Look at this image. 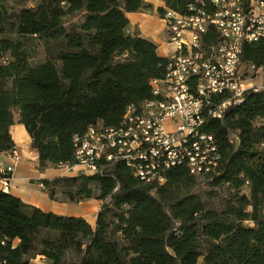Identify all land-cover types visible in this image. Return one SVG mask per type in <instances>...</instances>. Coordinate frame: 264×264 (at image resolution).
Returning a JSON list of instances; mask_svg holds the SVG:
<instances>
[{"label":"trees","instance_id":"16d2710c","mask_svg":"<svg viewBox=\"0 0 264 264\" xmlns=\"http://www.w3.org/2000/svg\"><path fill=\"white\" fill-rule=\"evenodd\" d=\"M163 1L187 12L189 0ZM153 9L146 0H0V153L16 149L11 128L21 123L42 172L73 165L76 135L118 127L128 107L156 98L151 83L165 78L170 60L130 30L127 16ZM242 60L263 63L264 43L246 45ZM203 130L221 151V166L205 178L179 166L164 184H146L117 161L103 172L38 181L53 201L100 199L95 226L0 190V261L264 264V91L249 90Z\"/></svg>","mask_w":264,"mask_h":264},{"label":"built area","instance_id":"2783aa9c","mask_svg":"<svg viewBox=\"0 0 264 264\" xmlns=\"http://www.w3.org/2000/svg\"><path fill=\"white\" fill-rule=\"evenodd\" d=\"M57 1L65 6L70 0ZM199 6H206V13H199ZM161 18L166 40L175 46L165 78L154 80L166 104L153 98L130 106L117 134L91 126L76 135V163L60 165L64 174L103 172L124 161L143 183L162 185L175 167L185 166L191 175L205 178L221 166L215 137L203 127L210 118L222 119L223 109L244 100L249 90L264 91V62L242 60L246 45L264 43V0H189L186 13L166 6ZM209 30L215 35L205 45ZM221 95L227 98L214 104ZM206 110H212V117H205ZM187 145L195 146V155H188ZM10 155L13 165L0 163L4 192H10L20 159L17 149ZM31 264L48 262L37 256Z\"/></svg>","mask_w":264,"mask_h":264},{"label":"crops","instance_id":"0c3cea01","mask_svg":"<svg viewBox=\"0 0 264 264\" xmlns=\"http://www.w3.org/2000/svg\"><path fill=\"white\" fill-rule=\"evenodd\" d=\"M153 4L152 11H140L128 13L131 28H138L144 38L158 45V52L162 57H168L175 51V46L166 40L165 25L158 11L159 7H166L163 0H146ZM13 141L20 154V159L15 163V173L11 181L10 193L19 197L23 202L39 207L46 212H55L62 215H71L85 218L92 226H95L97 214L101 209L102 201L89 199L80 203H67L53 201L43 190L38 181L43 178L58 176H71L77 173L64 174L58 168H49L43 172L39 169V156L37 149L31 146V137L26 127L17 123L11 128ZM32 152L33 156H30ZM0 163L13 165L14 159L9 152L0 153ZM199 264H203L202 261Z\"/></svg>","mask_w":264,"mask_h":264},{"label":"bare ground","instance_id":"6f19581e","mask_svg":"<svg viewBox=\"0 0 264 264\" xmlns=\"http://www.w3.org/2000/svg\"><path fill=\"white\" fill-rule=\"evenodd\" d=\"M199 13H206V11L203 9H199ZM152 88H153V94L156 96V100L158 104H166V95L164 93H159L157 83L153 80L152 83ZM230 106V105H229ZM228 106H226V109ZM129 109V107H128ZM226 109H223L224 112ZM209 113L212 115V111L210 110ZM97 127H102V126H97ZM108 134H117L120 132V126L118 127H108ZM187 152L188 155H195V146L194 145H187Z\"/></svg>","mask_w":264,"mask_h":264},{"label":"rangeland","instance_id":"374dc122","mask_svg":"<svg viewBox=\"0 0 264 264\" xmlns=\"http://www.w3.org/2000/svg\"><path fill=\"white\" fill-rule=\"evenodd\" d=\"M10 4H13V2H10ZM5 35H16V34L13 33V32H9V33H7ZM30 156H33L32 153H30ZM204 188L207 189V190H210V188L207 187L206 185H204ZM211 202L214 203L215 205H219V203L217 202L216 199L212 200ZM75 204H77V203H75Z\"/></svg>","mask_w":264,"mask_h":264}]
</instances>
